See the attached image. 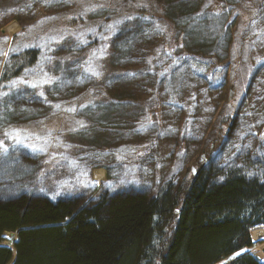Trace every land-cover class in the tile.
I'll return each instance as SVG.
<instances>
[{"label":"rangeland","instance_id":"obj_1","mask_svg":"<svg viewBox=\"0 0 264 264\" xmlns=\"http://www.w3.org/2000/svg\"><path fill=\"white\" fill-rule=\"evenodd\" d=\"M142 1L166 9L165 0ZM214 1L168 4L176 17L183 14V4L193 14L204 10L198 17H182L180 30L195 22L189 36L180 31L177 37L151 19L117 15L98 44L81 47L63 24L80 8L91 12L86 0H0V69L7 53L21 45L33 41L41 50L35 65L0 88V197L37 185L55 196L78 195L79 204L92 206L108 197L109 187L152 196L166 180L180 182L201 167L221 172L239 166L247 174L260 173L264 12L254 10L252 0H229L218 16L210 13ZM101 9L95 11L100 20L116 15L111 6ZM49 33L57 38L46 39ZM18 37L20 45L14 43ZM182 43L212 48H185L188 55L179 56ZM68 68L77 76L55 87L62 73L54 70ZM130 71L136 74L125 85L133 90L124 97L128 103L111 104L122 90L113 87H120ZM22 93L30 100L18 102ZM74 96L95 101L80 108L59 106L61 100L75 103ZM101 101L107 102L101 106ZM89 107L102 109L90 119L107 123L95 126L93 134L81 131L95 123L76 116ZM257 232L264 237V229L255 237ZM5 235L11 243L15 233ZM258 242L252 251L264 256V239Z\"/></svg>","mask_w":264,"mask_h":264},{"label":"trees","instance_id":"obj_2","mask_svg":"<svg viewBox=\"0 0 264 264\" xmlns=\"http://www.w3.org/2000/svg\"><path fill=\"white\" fill-rule=\"evenodd\" d=\"M228 1L215 0L210 13L223 16L220 9ZM250 3L254 10L264 12V0ZM168 4L171 0H165L166 9H163L160 5L147 7L139 0H86L84 6L90 7L91 12L80 8L63 26L66 32L79 39L81 47H88L98 44L117 15L154 20L158 25L176 31L178 37L180 31L188 35L189 27L195 24L180 30L178 25L182 24V17L204 14V10L193 14L194 10L183 4V14L177 12L176 17ZM102 6H111L116 15H106L100 20L95 11H101ZM186 11L190 13L184 16ZM253 21L251 16L250 25ZM60 27L58 25L57 29ZM244 36L247 40V33ZM50 37L57 38L55 33L45 35L46 39ZM22 41V37L14 39L16 45ZM7 42L5 38L4 45ZM186 44H181L179 56L188 55L185 48H212ZM40 51L32 41L21 45L19 50L8 52L0 69V88L35 65ZM72 69L54 70L55 74L62 73L54 86L69 76L76 77L77 74L70 73ZM129 73L120 79V87H113L114 91L122 90L111 104L128 103L124 97L133 92L128 86L135 80L136 72ZM118 80L115 79L114 84ZM105 93L110 100L107 90ZM24 96V93L17 96V101L30 100ZM77 98L74 96L75 103L61 100L58 104L67 106L70 103L80 108L95 101L85 97L75 100ZM106 102L101 101L100 105ZM100 110V107H89L82 115L76 111V116L79 121L88 123L87 120H92L90 118ZM92 122L94 128L88 126L81 133L93 134L98 131L95 126L107 124ZM118 149L112 150L117 152ZM260 166V173L251 175L239 166H230L221 172L201 167L195 176H185L180 182L166 180L152 196L109 187L106 190L108 197H102L92 206L79 204L80 201H76L80 198L78 195L55 196L37 185L0 197V264H264V257L249 251L255 244L253 230L264 227V159ZM175 211H179L176 216ZM7 232L15 233L11 243L5 242Z\"/></svg>","mask_w":264,"mask_h":264},{"label":"water","instance_id":"obj_3","mask_svg":"<svg viewBox=\"0 0 264 264\" xmlns=\"http://www.w3.org/2000/svg\"><path fill=\"white\" fill-rule=\"evenodd\" d=\"M202 156H203V155H202ZM194 168H195V167H193V171H194ZM194 174H195V173H194ZM177 213H178V211H177ZM11 234H13V232H11Z\"/></svg>","mask_w":264,"mask_h":264},{"label":"bare ground","instance_id":"obj_4","mask_svg":"<svg viewBox=\"0 0 264 264\" xmlns=\"http://www.w3.org/2000/svg\"><path fill=\"white\" fill-rule=\"evenodd\" d=\"M258 234L261 233V232H257Z\"/></svg>","mask_w":264,"mask_h":264}]
</instances>
